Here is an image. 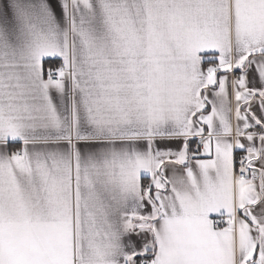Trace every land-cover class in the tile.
I'll use <instances>...</instances> for the list:
<instances>
[{"label": "snow or ice", "instance_id": "snow-or-ice-1", "mask_svg": "<svg viewBox=\"0 0 264 264\" xmlns=\"http://www.w3.org/2000/svg\"><path fill=\"white\" fill-rule=\"evenodd\" d=\"M0 264H264V0H0Z\"/></svg>", "mask_w": 264, "mask_h": 264}]
</instances>
